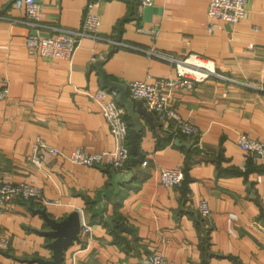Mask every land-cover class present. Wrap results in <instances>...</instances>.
I'll use <instances>...</instances> for the list:
<instances>
[{
	"label": "crops",
	"instance_id": "crops-1",
	"mask_svg": "<svg viewBox=\"0 0 264 264\" xmlns=\"http://www.w3.org/2000/svg\"><path fill=\"white\" fill-rule=\"evenodd\" d=\"M210 1L154 0L142 8L139 0H40L41 21L33 26L15 0H0V90H8L0 101V186L24 183L51 201L35 208L16 200L0 209V264L51 259L53 240L43 235L49 227L39 210L56 221L82 212L93 228L66 251L64 264H142L155 253L168 264H264V234L254 227L264 223V165L237 145L241 135L264 143V0H246L238 24L211 19ZM90 6L99 38L83 39L71 60L29 53L28 36L76 31ZM191 54L211 60L217 72L169 101L195 136L147 111L153 126L138 115L142 159L135 168L134 154L123 172L65 158L77 149L116 150L98 105L100 92L115 91L103 87L102 72L124 87L153 84L175 77V61ZM38 139L60 152L44 153L40 166L28 160ZM166 169L182 171L180 186L160 183ZM129 173L118 194L103 198V217L94 215L98 193L114 191V177Z\"/></svg>",
	"mask_w": 264,
	"mask_h": 264
},
{
	"label": "built area",
	"instance_id": "built-area-1",
	"mask_svg": "<svg viewBox=\"0 0 264 264\" xmlns=\"http://www.w3.org/2000/svg\"><path fill=\"white\" fill-rule=\"evenodd\" d=\"M142 8L153 5L154 0H139ZM15 6L19 10H25L28 19L33 26L41 21L42 9L40 0H15ZM90 6L84 16L80 29L76 31L62 30L55 37L42 38L30 35L26 38V46L32 55H41L50 60H71L85 38H99L100 18L92 13ZM211 19H220L230 24H238L247 16L246 0H211L208 11ZM177 74L173 78L159 79L153 84L134 81L128 83L126 89L128 97L134 102L142 103L144 109L156 115L159 121L167 119L177 120V130L186 137L197 134V129L188 121L181 120L177 113L169 106V101L175 92L193 91L198 85L204 83L213 76H217L215 64L198 55L175 61ZM8 95V90H0V101ZM109 97V99H108ZM117 91L109 93L100 92L98 105L105 116L111 133L116 141V150L109 154H88L83 149H77L65 158L75 165L87 167L109 168L116 172L126 171L131 160L129 146V125L125 119V110L116 102ZM240 150L246 155L261 161L264 165V143L241 135L237 140ZM44 153L59 155L57 149L51 148L38 139L29 157V161L35 165H41ZM148 161H143L142 166H147ZM182 171L180 169H166L160 173V183L168 188H175L182 183ZM33 202L40 206L51 204L42 194L39 188L27 184L0 186V209L9 210L14 201ZM199 213L203 218L210 215V209L206 201L199 206ZM81 216L80 238H87L92 233V226ZM254 227L264 234V223L257 222ZM142 264H168L161 253L148 256Z\"/></svg>",
	"mask_w": 264,
	"mask_h": 264
},
{
	"label": "water",
	"instance_id": "water-1",
	"mask_svg": "<svg viewBox=\"0 0 264 264\" xmlns=\"http://www.w3.org/2000/svg\"><path fill=\"white\" fill-rule=\"evenodd\" d=\"M102 85L103 87L115 90L118 92V97L116 102L121 106L125 113H127L128 118L132 122V128L129 131V144L132 153L134 154L133 159L131 160L132 168H135L136 165L142 159V153L139 151L137 146V139L143 131L141 122L138 118V115L144 117L146 121L153 126L152 116L144 109L142 103L132 101L127 94V89L123 85L111 83L106 75L102 72ZM176 145H180L179 141H176ZM184 146V145H180ZM132 173H129L126 176L116 175L113 179L114 191H101L98 193L96 203L99 204V207L93 211L94 215H99L103 217V212L105 205L103 203V198H110L113 194L119 193V185L122 182H128L132 177ZM40 214L46 224L49 227V231L43 233L44 236L51 238L53 241L48 245L52 251V257L50 260H38L39 264H64L65 253L66 251L73 246L76 242H80V230H81V216L79 212H73L68 217L62 221H56L49 218L46 211L39 210ZM110 223V221L106 220Z\"/></svg>",
	"mask_w": 264,
	"mask_h": 264
},
{
	"label": "trees",
	"instance_id": "trees-1",
	"mask_svg": "<svg viewBox=\"0 0 264 264\" xmlns=\"http://www.w3.org/2000/svg\"><path fill=\"white\" fill-rule=\"evenodd\" d=\"M126 119H127V117H126ZM131 151V150H130ZM133 156V153H132V151H131V157ZM28 203H31L35 208H37L39 205L38 204H35V203H33V202H28Z\"/></svg>",
	"mask_w": 264,
	"mask_h": 264
},
{
	"label": "rangeland",
	"instance_id": "rangeland-1",
	"mask_svg": "<svg viewBox=\"0 0 264 264\" xmlns=\"http://www.w3.org/2000/svg\"><path fill=\"white\" fill-rule=\"evenodd\" d=\"M153 255V254H152Z\"/></svg>",
	"mask_w": 264,
	"mask_h": 264
}]
</instances>
